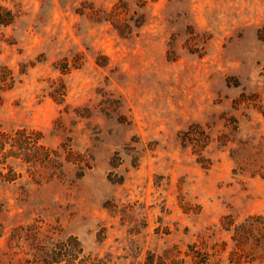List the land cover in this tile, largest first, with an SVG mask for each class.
<instances>
[{"label":"rangeland","instance_id":"374dc122","mask_svg":"<svg viewBox=\"0 0 264 264\" xmlns=\"http://www.w3.org/2000/svg\"><path fill=\"white\" fill-rule=\"evenodd\" d=\"M4 15L0 264H264V0Z\"/></svg>","mask_w":264,"mask_h":264},{"label":"trees","instance_id":"16d2710c","mask_svg":"<svg viewBox=\"0 0 264 264\" xmlns=\"http://www.w3.org/2000/svg\"><path fill=\"white\" fill-rule=\"evenodd\" d=\"M7 16H8V18H11L9 13H7ZM9 24H11V22L9 21V19H8V21H5V15L3 17H0V26L1 27L7 26ZM23 134L24 133H22V134L20 133L19 135H23ZM37 137H38L37 140H39V138H41L40 135H37ZM3 139L4 138L0 136V150H1V147H3V144H6V143H4ZM38 148H42V147H38ZM260 220H261V223H260ZM254 221L256 223H252V224L249 223L248 224V226H249L248 229H251V230L257 229L256 227L258 225L264 227L262 224L263 221L261 218L258 217V218H254V219H249V222H254ZM81 253H83V251H82L81 247L75 241H73V243L69 242V241H65V243H60V245H58L57 247L56 246L54 247V250L51 252L52 257L51 256L49 257L50 261L47 264H61V262L59 261L58 258H61V257L70 258L71 256H74V255H75L74 256V258H75L77 255H79ZM54 258H55V260H53ZM195 263L196 262L194 261V264ZM63 264H68V261H65Z\"/></svg>","mask_w":264,"mask_h":264}]
</instances>
